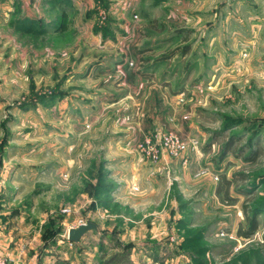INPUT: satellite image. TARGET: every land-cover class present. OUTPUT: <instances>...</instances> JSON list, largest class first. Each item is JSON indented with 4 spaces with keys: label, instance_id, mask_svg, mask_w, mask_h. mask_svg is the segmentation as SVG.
<instances>
[{
    "label": "rangeland",
    "instance_id": "rangeland-1",
    "mask_svg": "<svg viewBox=\"0 0 264 264\" xmlns=\"http://www.w3.org/2000/svg\"><path fill=\"white\" fill-rule=\"evenodd\" d=\"M66 6L62 31L44 19L62 20L61 0H0V204L29 216L35 262L264 264V0ZM123 123L184 151L110 148ZM245 205L259 209L249 238Z\"/></svg>",
    "mask_w": 264,
    "mask_h": 264
},
{
    "label": "crops",
    "instance_id": "crops-1",
    "mask_svg": "<svg viewBox=\"0 0 264 264\" xmlns=\"http://www.w3.org/2000/svg\"><path fill=\"white\" fill-rule=\"evenodd\" d=\"M73 0H68L63 7L61 8L62 11L67 12V4H72ZM39 4V3H38ZM27 12H24L25 15H29V7L27 6ZM51 18V17H50ZM48 18L45 17L44 19H47L48 22L52 24L53 18ZM59 30V28H58ZM129 95V94H128ZM127 93L121 98L123 99L124 97L127 98L129 97ZM114 99L110 100L112 104H117L115 101L113 102ZM119 103V102H118ZM130 107H125L122 109L120 112L124 117L126 113H130L129 111ZM126 123L121 124V129L118 130V132H121V134L117 135V139L115 140V146L112 145L110 148H121V149H126L128 146H131V144L134 146L135 143L134 140L136 141L140 138H138V133L136 132L137 128H135L133 125H125ZM135 147V146H134ZM5 167L2 162V174H1V183L4 180L5 176ZM0 183V184H1ZM133 183V180L131 181ZM124 184V183H123ZM128 184L125 183L123 186V190L121 191L124 193L126 189H128ZM132 185V184H131ZM130 186V185H129ZM132 188V187H131ZM0 192H2V195H8L9 188L7 189H0ZM5 194V195H4ZM5 198H3L2 203L0 204V252L5 255L10 262L13 264H37L35 262L36 259H43L42 255H39L37 251H35V242L37 239V236H34L32 239L27 235L28 232V226L25 221L29 220V216H25L23 212L20 211H15V212H7V204L4 202ZM44 222V221H43ZM40 235V234H38ZM42 244V243H41ZM53 247V239L50 241V249ZM38 254V255H37ZM41 254V253H40ZM47 255L44 253V256Z\"/></svg>",
    "mask_w": 264,
    "mask_h": 264
},
{
    "label": "built area",
    "instance_id": "built-area-1",
    "mask_svg": "<svg viewBox=\"0 0 264 264\" xmlns=\"http://www.w3.org/2000/svg\"><path fill=\"white\" fill-rule=\"evenodd\" d=\"M184 148L181 137L174 132L159 131L152 135H145L136 141V149L144 157L156 162L179 157ZM0 264H11V262L0 254Z\"/></svg>",
    "mask_w": 264,
    "mask_h": 264
},
{
    "label": "trees",
    "instance_id": "trees-1",
    "mask_svg": "<svg viewBox=\"0 0 264 264\" xmlns=\"http://www.w3.org/2000/svg\"><path fill=\"white\" fill-rule=\"evenodd\" d=\"M61 2L64 5L66 2H68V0H61ZM63 5H62V8L64 9ZM65 17H67L66 16V12L63 11L62 20L59 21V22L53 21L52 23L58 24L59 29L63 31V30L66 29V26H64V24H63L64 23L63 20H64ZM187 48L188 47H186L183 50V53L187 51ZM137 53L138 52H136L135 54H137ZM175 54H176V51L173 50V51H171V52H169L167 54H164L161 58H163V59L166 60L168 58H171V56H174ZM136 74H137V72L132 71L130 73V79L131 78H134L136 76ZM241 150L242 149L239 148V151H241ZM229 151H230V146L227 145V147L224 148V152H223V156L222 157L226 156V153L229 152ZM243 154L244 153L242 152L241 155H240V157H242ZM246 159L248 160L249 158L246 157ZM228 183L231 185V182L230 181ZM229 190L230 189H227L226 192H225V194L230 199L231 198V193H230ZM219 193L221 194V191H219ZM258 204H263V203H258ZM248 208H249L248 206H246V205L244 206V213L246 214L247 224H243V223L240 224L239 225V228H238V231H237V234L239 236L246 237V238H249V237L253 236L256 233V231L258 230V228H259V219H258L259 209H258V206L255 209H253V211H248ZM117 258H118V255H115L113 257L112 261L116 260ZM119 261L123 262V264H125L126 262H128L127 257L126 256H122L121 257V255H120Z\"/></svg>",
    "mask_w": 264,
    "mask_h": 264
},
{
    "label": "water",
    "instance_id": "water-1",
    "mask_svg": "<svg viewBox=\"0 0 264 264\" xmlns=\"http://www.w3.org/2000/svg\"><path fill=\"white\" fill-rule=\"evenodd\" d=\"M1 174H2V163L0 160V182L2 180ZM93 229L97 230L98 226L94 222H91V221L79 227H73L69 230V240L72 242H78L80 241L82 237L86 235L87 232Z\"/></svg>",
    "mask_w": 264,
    "mask_h": 264
}]
</instances>
